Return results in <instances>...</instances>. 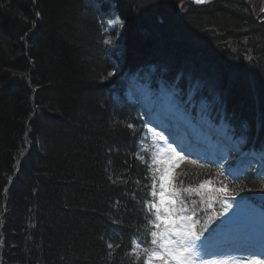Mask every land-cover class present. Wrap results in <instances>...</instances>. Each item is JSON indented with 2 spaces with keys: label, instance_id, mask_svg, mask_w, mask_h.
Listing matches in <instances>:
<instances>
[{
  "label": "trees",
  "instance_id": "1",
  "mask_svg": "<svg viewBox=\"0 0 264 264\" xmlns=\"http://www.w3.org/2000/svg\"><path fill=\"white\" fill-rule=\"evenodd\" d=\"M98 1L122 20L129 70L172 60L192 71L223 95L231 123L248 124L246 146L264 151V24L246 0ZM99 20L93 0H0V264L144 262L132 251L151 239L153 175L136 156L143 129L128 128L108 94L118 75ZM208 179L264 192L263 179L231 181L211 165L181 175Z\"/></svg>",
  "mask_w": 264,
  "mask_h": 264
},
{
  "label": "rangeland",
  "instance_id": "2",
  "mask_svg": "<svg viewBox=\"0 0 264 264\" xmlns=\"http://www.w3.org/2000/svg\"><path fill=\"white\" fill-rule=\"evenodd\" d=\"M246 3L250 6L254 16H257L264 8V0H246ZM183 6L184 4H181L179 8L182 10ZM259 19L260 21H262L264 19V14L260 16ZM114 24L121 27V21L119 19L115 18ZM206 41H208L207 38H203V40L202 41L199 40V42L194 40V43L196 42L197 45L200 43L201 45L198 46L202 47L204 46V43H206ZM105 44L108 46L110 43L105 42ZM145 69L146 67L141 69L143 74L142 77L145 82L144 85H142L143 83L141 84L142 85L141 88L143 89V90L141 89V92H143L144 95L148 94L150 90H152L153 92L156 90L155 86H153L152 83H150L149 79H144L145 74H147L144 73ZM191 73H192L191 75L194 76V73L192 71ZM194 84L195 83H192L191 78L187 79V86L189 89L187 91L188 94L181 96L178 95L176 91H173L172 93L171 91L165 89L166 86L162 85L160 92L161 95L160 96L151 95V98L152 99L157 98L163 102V98L166 95L169 102L171 101L176 102L175 105H173L174 112L177 108H179L180 110L183 109V107L187 106L185 107L187 119L190 117V115L191 116L193 115L192 114L193 112L196 114V110H200L204 112V116L206 113V117L209 118L211 111L208 105L210 107H213L214 111L219 112L221 110L220 105L216 106L205 103L202 96L193 97L197 94L200 95L202 93H206V90L205 91L203 90V92L199 91L196 94V92L198 91V87L200 85L198 86V84L195 85ZM207 90L210 92V90L213 89L207 87ZM149 96L150 95H148V97ZM215 101L219 103V101L217 100ZM221 118H223V112L221 114ZM146 126L148 127V133L146 134V138L141 146L139 153L142 156H144V158L147 157L148 159L147 163H149L148 166L152 165L151 167V173L153 175L152 180L153 178L156 179V191L158 192L160 188V181H159L160 173L155 170L157 166L153 165L152 161L154 159H161V158L165 160H171L172 157H174L175 155V152H173L172 149L175 148H173V145H172V149L169 148L168 139H165V137L161 136V134L155 130V127L149 124ZM150 128L153 130H150ZM190 161H192V158H188L187 156L182 161H173L174 170L172 175L175 176L176 172L179 169L183 168L186 164L190 163ZM237 162L239 164L243 163L242 165L243 167L248 165L246 164L247 160H244L242 158L241 159L237 158L236 163ZM160 167H164V166L160 165ZM178 183L179 182H177L176 184V182H174V188L177 190V194H178V203L176 206L180 207L182 205L186 209L183 215L191 216L192 219L187 222V226L192 227L194 225V227H192V230L193 232L196 230L197 235L200 236L201 240L203 241V246L205 250L200 255L194 257V264H201V260L207 261L208 264H221V262H224V264H236L237 261L247 262L253 258L260 260L261 264H264L263 258L258 256H254V255L247 256L245 254L243 255L245 258H241V257L239 258L236 256L234 257L231 255L230 249H228L229 252H227L226 255L219 256L218 254L219 252H217L216 249V248L225 249V247L227 248L228 242H230V244H232L233 246L243 245V247L248 246V243L250 244L258 243V238H264V224H262L264 220V216H263L264 209L260 210L258 208V205H254L252 201L245 195L234 196L235 199L233 200L230 199V197H232L233 194H230L228 192L229 198L226 201L224 194L218 193L216 191V189L224 185H222L220 182H216V180L208 179L196 185L183 186V187L181 184ZM201 183L205 184L203 188L200 187ZM157 200L158 198H156L155 201ZM225 206H227V212L224 211ZM154 219H155V214L153 216V221ZM152 229L157 230L154 229L153 227ZM196 243L199 244L200 241H197ZM154 247L155 246H153L151 250ZM136 249L137 251L139 250V248ZM153 264H160V262L154 261Z\"/></svg>",
  "mask_w": 264,
  "mask_h": 264
},
{
  "label": "bare ground",
  "instance_id": "3",
  "mask_svg": "<svg viewBox=\"0 0 264 264\" xmlns=\"http://www.w3.org/2000/svg\"><path fill=\"white\" fill-rule=\"evenodd\" d=\"M189 1V0H188ZM218 0H214L211 4L208 6L213 5L216 3ZM94 4L99 7L101 6V3L98 0H93ZM190 2V1H189ZM191 3V2H190ZM192 4V3H191ZM194 5V4H193ZM196 6V5H194ZM205 6V7H208ZM198 7V6H196ZM100 11V20H99V25L101 29V36H102V44H103V49L106 53H108L109 60L113 63L112 69H111V75L116 74L117 80L114 82H111V80L107 83V89H108V94L110 95L111 102L114 107H116V110L124 117L130 116L129 114L133 113L135 120L138 122H131L130 120L127 119L128 124L134 125L133 128L135 129L136 132L140 133L141 129H143V120L146 118L150 117L153 115V113L160 111L162 109H168L166 113H170V116H175L176 112H174V106L176 102L171 101V102H166L164 103V106H162L161 103L157 106H153L148 104V100L151 98V90L149 91L148 94H145L141 92V87L142 85L145 84L143 77H142V71L141 69L146 67L144 73L145 77L144 79H149L150 83H152L153 86L156 88L159 87L161 89L162 85H165L167 90L171 91H176L178 95H187V79L190 78L191 72L186 69H182L177 63H172L169 62V60H158L157 63H147L146 65H138L135 63L133 65V68L129 70L130 65L126 64V61H123L121 58L123 56V51H124V37H123V27L117 26L113 22L103 20L102 18V12L99 7ZM108 16V14H106ZM111 19H115L113 16H108ZM118 19L121 20L120 17ZM158 22L161 23L163 19L159 16ZM161 19V20H160ZM105 42H109L110 44L107 46ZM115 56H112L114 53H116ZM159 65V67H158ZM120 66V67H119ZM119 67V69L117 68ZM162 70V71H161ZM172 73H174L172 75ZM115 75V76H116ZM149 77V78H148ZM185 80V84L182 83V81ZM143 83V84H142ZM142 84V85H141ZM141 85V86H140ZM143 90V89H142ZM148 95H150L148 97ZM179 96V97H180ZM203 97V100L205 103H208L210 105H216L221 107L222 102H223V95L220 93V91L215 90L212 92L208 93H202V94H197L193 97ZM215 100L219 101L217 103ZM196 110V115L199 117L202 121L205 122L206 119V113L204 116V112ZM173 112V113H172ZM221 114L222 111L220 110L219 112H216L213 110L211 111L210 116H211V121H216L220 124L225 129H229L230 133L233 134L232 139H230V143L238 142L239 141H246L248 142V139H245L242 135V132L244 130H247L248 124L244 123V126L240 128L239 122L232 121V123L229 121L227 122L226 120H221ZM141 128V129H140ZM234 128V129H233ZM29 135V134H28ZM26 135V136H28ZM177 137V136H176ZM143 144V139L142 136L138 140L137 143V151H136V156L141 158L146 162V165H148V159L144 158L141 156L140 149ZM252 146V145H251ZM196 148V147H195ZM149 168V167H148ZM148 171V170H147ZM149 171L151 173V169L149 168ZM152 174V173H151ZM153 177V176H152Z\"/></svg>",
  "mask_w": 264,
  "mask_h": 264
},
{
  "label": "snow or ice",
  "instance_id": "4",
  "mask_svg": "<svg viewBox=\"0 0 264 264\" xmlns=\"http://www.w3.org/2000/svg\"><path fill=\"white\" fill-rule=\"evenodd\" d=\"M127 127L131 129L134 125L128 124ZM167 139L169 140V148L172 149L171 138ZM172 151L175 152V155L171 160L161 158L152 161V164L157 166L155 170L160 173V188L157 192L156 179L153 178L150 196L156 197L158 200L146 201V207L150 213L154 211L155 219L151 221V224L157 230L150 232L152 237L151 244L155 247L147 253V258L143 264H153L154 261H159L160 264H194V257L205 251L200 236L192 230L194 225L192 227L187 226V222L192 219L191 216L183 215L186 211L185 207L182 205L180 207L176 206L178 194L174 188L176 178L172 175L174 170L173 161H182L185 156L181 154L183 150L175 151V149H172ZM192 163L195 164L196 161L193 160ZM160 165L164 167H160ZM148 167L151 169L152 165ZM204 186V183L200 184L201 188ZM216 191L224 194L227 201L229 197L226 185L221 186ZM230 199L234 200L235 197L232 196ZM224 211L227 212V206H225ZM197 241H200V243L197 244ZM107 247L111 249L113 244L108 243ZM139 247V244H135V248ZM135 248L133 249L134 252ZM201 264H208V262L201 260ZM221 264H224V262H221ZM236 264H261V261L253 258L247 262L237 261Z\"/></svg>",
  "mask_w": 264,
  "mask_h": 264
},
{
  "label": "water",
  "instance_id": "5",
  "mask_svg": "<svg viewBox=\"0 0 264 264\" xmlns=\"http://www.w3.org/2000/svg\"><path fill=\"white\" fill-rule=\"evenodd\" d=\"M192 4H194V5H196V6H198V7H205V6H208L209 4H211L214 0H199V2H198V0H189ZM264 14V9H263V11L260 13V14H258L257 16H256V22H258L259 24H262V23H264V19L262 20V21H260V16H262ZM161 20V19H160Z\"/></svg>",
  "mask_w": 264,
  "mask_h": 264
}]
</instances>
